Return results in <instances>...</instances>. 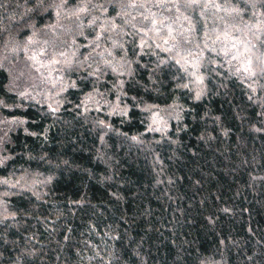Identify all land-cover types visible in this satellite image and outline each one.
I'll return each instance as SVG.
<instances>
[{
	"label": "trees",
	"instance_id": "16d2710c",
	"mask_svg": "<svg viewBox=\"0 0 264 264\" xmlns=\"http://www.w3.org/2000/svg\"><path fill=\"white\" fill-rule=\"evenodd\" d=\"M0 264H264V0H0Z\"/></svg>",
	"mask_w": 264,
	"mask_h": 264
},
{
	"label": "rangeland",
	"instance_id": "374dc122",
	"mask_svg": "<svg viewBox=\"0 0 264 264\" xmlns=\"http://www.w3.org/2000/svg\"><path fill=\"white\" fill-rule=\"evenodd\" d=\"M157 115L155 113H153V115L151 116V124H156V122H158L157 120Z\"/></svg>",
	"mask_w": 264,
	"mask_h": 264
}]
</instances>
